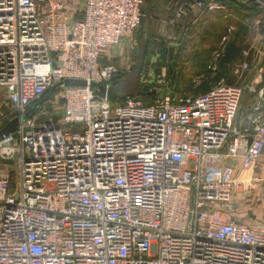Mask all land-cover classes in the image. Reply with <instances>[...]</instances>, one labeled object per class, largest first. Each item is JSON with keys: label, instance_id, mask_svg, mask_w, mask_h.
Masks as SVG:
<instances>
[{"label": "built area", "instance_id": "2783aa9c", "mask_svg": "<svg viewBox=\"0 0 264 264\" xmlns=\"http://www.w3.org/2000/svg\"><path fill=\"white\" fill-rule=\"evenodd\" d=\"M252 2L262 0H182L174 18ZM144 4L0 0L4 123L37 106L0 140V264H264V222L234 214L235 198L260 182L241 174L264 154V119L251 131L235 124L240 88L220 80L179 95L162 69L141 82L153 95L116 105L62 85L111 87L122 70L100 60L140 29ZM249 90L264 101V88Z\"/></svg>", "mask_w": 264, "mask_h": 264}, {"label": "rangeland", "instance_id": "374dc122", "mask_svg": "<svg viewBox=\"0 0 264 264\" xmlns=\"http://www.w3.org/2000/svg\"><path fill=\"white\" fill-rule=\"evenodd\" d=\"M162 1L163 0H158L157 4L160 3L161 5ZM179 1L180 0H169L168 2L171 3L169 6L167 5L166 8H161L159 5L156 8L154 6L150 8L149 5L151 0H146L143 10H148V7L149 10L148 12L146 11L147 15H145L143 29L137 30L131 36L125 38L118 46L109 48L105 53H103L100 60L103 64H114L122 70H127L128 68L133 67L132 70H129L121 78V87L119 90V95L121 97L127 96L131 93L135 96L137 93L138 83L142 81V78L144 77V79H149L148 74H150V72H152L151 76L153 77V74L156 71V65L153 68L151 67L152 65L144 67L142 73L140 74L141 79L136 75V70L139 66V45L143 47L145 44L151 43V41L155 43L150 46L152 50H156V44H159L160 42H163L165 45H167V42L172 43V47H170V49H172L173 53L175 52L174 57H176L172 63L173 70L176 72V85L171 83L172 81L169 75L170 72L165 66L166 63H163V65L160 66V70L164 69L166 72V81L170 87L169 92L176 91L177 94H179V92L180 94H182L181 92H184L189 95L202 93L198 88L191 87L196 83H193V81L190 82L188 79L187 74L191 73V71L189 72L186 70V67L192 68L194 64L199 65L201 62L199 58H203L202 62L205 63L208 60L211 50L214 52L218 49L223 33H221L220 30L215 29V25L218 23L216 20L217 17L203 13L201 14L200 11H197L196 13L190 12L185 22H180L178 19L176 20L174 18V13L181 3ZM259 6L260 8L258 9L261 11L258 14L250 13L243 21L245 26L248 27L246 28V38L249 40H258V38H260V35H258L260 24H257L255 19L257 17H261L260 19L264 20V4H259ZM77 7L79 6H76L74 12H77ZM159 9H162L164 13L162 12L163 14H161ZM230 11L231 9L225 14ZM70 14L71 13H69V15ZM75 15L76 14L73 16ZM221 18H223V15ZM242 19L243 18L241 17L238 22H241ZM231 25L233 24L231 23ZM246 42L247 40H245L243 45L244 47L248 45ZM154 55L155 53L151 56V60H154ZM143 56L144 60V58L146 59L149 54L144 53ZM160 70L158 71V74H160ZM213 82L214 79H210L208 80L207 85L211 87ZM142 98L146 100V98ZM121 101L122 99L114 101V103L118 105ZM10 111V107L6 102L4 95L0 92V127L5 124V118ZM250 174L252 173H244V178L248 180L250 178ZM260 184V187H258L256 191H250L248 188L247 191L240 193L238 195L239 197L237 196L235 198L236 209L234 214L239 221L264 222V181Z\"/></svg>", "mask_w": 264, "mask_h": 264}, {"label": "crops", "instance_id": "0c3cea01", "mask_svg": "<svg viewBox=\"0 0 264 264\" xmlns=\"http://www.w3.org/2000/svg\"><path fill=\"white\" fill-rule=\"evenodd\" d=\"M157 1H155L153 5L151 4L155 8L158 5L161 8L162 7L166 8V6L167 5L169 6V4L171 3V2L170 3L168 2L169 0L168 1L163 0L161 5H160V3L157 4ZM166 2H168V3H166ZM179 2L182 3V0H180ZM181 3H180V5H181ZM159 12H161V14L164 13L162 11V9H159ZM190 12L196 13L197 11L196 10H191V11L186 10V11H184V14L182 15V17L178 20H180V22L181 21L185 22L187 17L189 16ZM249 14L250 13L240 12L238 10L234 11V9H231V11L227 14L216 13L214 15L211 14L210 16L217 17L216 20L218 21V23L215 25V27H216L215 29L220 30L221 33H223L222 38L226 37V40H227L228 35L231 32L238 31V29L241 27V25L244 26V28H248L245 26L243 21L245 18H247L249 16ZM222 15H223V18H221ZM241 17L243 19L241 20V22H238ZM229 18H231V19H229ZM260 18L261 17H257L255 19V22H257V24L258 23L260 24L259 34H258V35H260L259 36L260 38H258V40H256V39L249 40L245 37V40H247L246 43H248V45L246 47H243L241 54H240V60L238 62L234 63V65L229 67L228 74H226V76H224L218 80V81H220V80L224 81L229 86H233V87H237V88L241 89V97H240V102H239V107H238V111H237L235 124L239 129L248 130V131H251L253 129V127L255 126L256 122L259 119H264V109H262L260 107V104L262 103V99L260 100L256 94L252 93L249 90L250 88H253L256 90L264 88V20L260 19ZM231 23L233 25H231ZM244 43H245V41H244ZM159 44H161L162 50H167V51L172 50V49H170V47H172L171 46L172 43L167 42V45H165V44H163V42H160ZM214 52H212V50H211V53L208 57V60L205 63L202 62L203 58H199V60H201L199 65L194 64L192 68L186 67V70H188L189 72L191 71V73L187 74L190 82L193 81V83H196L195 79L202 77L198 84H193L191 86L192 88H198L199 89L202 82L208 76H209V80H210V79H213L215 77L214 75L217 74V72L215 74H212L211 72L207 71V67H208V64L210 62L211 55ZM153 53H155L154 56H156V57L159 56V54L156 53V50H153ZM244 53H248L247 56H244ZM256 53L258 56L255 55ZM173 55L175 56V52L173 53ZM243 63H248L250 65V69L248 71L242 73L239 77V76H237V73L235 70L237 67L241 66ZM166 68H170V66H166ZM119 69H121V68H119ZM151 74H152V72H150V74H148L149 79L155 77L158 73L153 74V77L151 76ZM171 74H172V72L169 73L170 76H171ZM217 82H213V85L210 87V89H212V87H214L217 84ZM181 93L182 94H180V92H179V95H188V96L199 95V94L189 95V94H185L184 92H181ZM256 107H259V109L256 110ZM251 173L252 174H250L249 179H251L252 177H255L257 180L259 179L260 182L256 186V188L255 187L253 188V190H251L252 188L248 187V185L245 186L246 188L244 189V191H247L248 188L250 189V191H256L257 188L260 187V185H261L260 183H262L264 181V154L258 160V163L256 165L255 170L252 171ZM241 177L244 178V173L241 174ZM261 192H263V191H261Z\"/></svg>", "mask_w": 264, "mask_h": 264}, {"label": "trees", "instance_id": "16d2710c", "mask_svg": "<svg viewBox=\"0 0 264 264\" xmlns=\"http://www.w3.org/2000/svg\"><path fill=\"white\" fill-rule=\"evenodd\" d=\"M154 2L152 3V0H151L150 4L152 3V5H153ZM152 5L151 6L149 5V7L151 8ZM149 7H148V10H149ZM258 8H260V6L254 2L248 3L246 5H237L234 3L231 4V9H234V11L238 10L240 12H247V13H252V14H254V13L258 14L261 11ZM148 10H146V11L148 12ZM146 11L144 10L145 15H147ZM142 24H143V22H142ZM246 34H247L246 28H244V26L241 25V27L238 29V31L231 32L228 35L227 40L225 42L223 55L218 60V63H217V75L213 78L214 82H217L220 78L226 76V74H228L229 67L234 65V63H236L240 60V54H241V51L244 47L243 45H244ZM159 45L161 46V44H159ZM175 58L176 57H174L172 50L167 51V50L161 49L160 50V64H159L158 69H157V73H158V71L161 69L160 66L163 65V63H166L165 66H170V68L172 70L171 71L172 74L170 76V79H171V81H172L171 83L173 85L177 84L176 72L173 70V66H172V63H173ZM123 71L124 70H122V74L124 75ZM208 80H209V76L202 82L201 86L199 87V90L202 92V94L206 93L210 90V87L207 85Z\"/></svg>", "mask_w": 264, "mask_h": 264}, {"label": "water", "instance_id": "95a60500", "mask_svg": "<svg viewBox=\"0 0 264 264\" xmlns=\"http://www.w3.org/2000/svg\"><path fill=\"white\" fill-rule=\"evenodd\" d=\"M154 1L155 0H152V3ZM151 4H150V6H151ZM261 4H264V0H262ZM143 22H144V20H143ZM142 28H143V24H141L139 30H142ZM168 70H169V72H171V68H168ZM136 71H137V73H136L137 77H140V74H141L140 67ZM155 73H157V70L155 71ZM123 76L124 75L122 73H120L118 76V79L113 83V85L111 87H104L102 85L95 84V83L87 84L85 81H82V80H65L62 83V85L64 87H88L89 91L92 92L93 94H95L97 97L114 102V101L121 100L123 98L125 99L128 97H134L133 93H131L127 96H124V97H121L119 95V90L121 87V78ZM142 80H146V79H144V77H143ZM141 82L138 83L137 93L135 96H137V97H149V96L153 95L154 94L153 87L150 85H142ZM58 91L59 90L56 87L52 88L49 91V93L44 97V99L40 102V104L45 103L46 101L50 100ZM36 107L37 106L30 109L23 117H21V118L15 117V118L11 119L10 121L6 122L3 126H1L0 127V140L11 135V134H13L14 132H16L20 122L25 121L26 119H29L34 115ZM260 107L262 109H264V101H262V103L260 104Z\"/></svg>", "mask_w": 264, "mask_h": 264}, {"label": "flooded vegetation", "instance_id": "af4514ba", "mask_svg": "<svg viewBox=\"0 0 264 264\" xmlns=\"http://www.w3.org/2000/svg\"><path fill=\"white\" fill-rule=\"evenodd\" d=\"M153 44H155V43H153V41H151V43L145 44L143 47H141L139 45V49H140V50L138 49L139 66H138L137 69H139V67H140L141 73H142L144 67H147L149 65H152L151 66L152 68L155 67V65H156L155 68H156V70L158 69V66L160 64V49H161V46H159L158 44H156V53L159 54V56L158 57L153 56L154 57V60H151L152 59L151 56L153 55V50L150 48V46L153 45ZM144 53L149 54V56H147L146 59L144 58V60H143Z\"/></svg>", "mask_w": 264, "mask_h": 264}]
</instances>
